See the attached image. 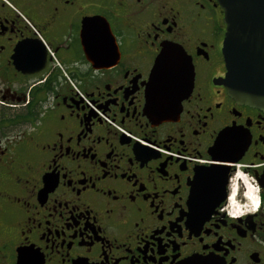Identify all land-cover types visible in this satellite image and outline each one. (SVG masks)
I'll list each match as a JSON object with an SVG mask.
<instances>
[{
  "label": "flooded vegetation",
  "instance_id": "af4514ba",
  "mask_svg": "<svg viewBox=\"0 0 264 264\" xmlns=\"http://www.w3.org/2000/svg\"><path fill=\"white\" fill-rule=\"evenodd\" d=\"M223 20L217 0H0V264H264V112L221 82ZM166 45L193 82L156 122Z\"/></svg>",
  "mask_w": 264,
  "mask_h": 264
},
{
  "label": "water",
  "instance_id": "95a60500",
  "mask_svg": "<svg viewBox=\"0 0 264 264\" xmlns=\"http://www.w3.org/2000/svg\"><path fill=\"white\" fill-rule=\"evenodd\" d=\"M224 14L226 74L222 84L237 102L264 112V0H217ZM193 68L184 51L166 45L152 68L146 88V113L163 122L177 117L192 89ZM211 211L199 215L209 217ZM184 264H205L191 259Z\"/></svg>",
  "mask_w": 264,
  "mask_h": 264
}]
</instances>
